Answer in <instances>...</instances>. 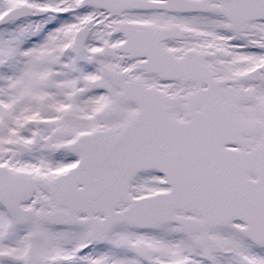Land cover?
<instances>
[{"label":"snow or ice","instance_id":"1","mask_svg":"<svg viewBox=\"0 0 264 264\" xmlns=\"http://www.w3.org/2000/svg\"><path fill=\"white\" fill-rule=\"evenodd\" d=\"M0 264H264V0H0Z\"/></svg>","mask_w":264,"mask_h":264}]
</instances>
